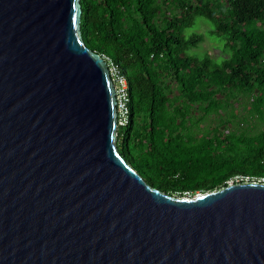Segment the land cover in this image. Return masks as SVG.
<instances>
[{
	"label": "water",
	"instance_id": "water-1",
	"mask_svg": "<svg viewBox=\"0 0 264 264\" xmlns=\"http://www.w3.org/2000/svg\"><path fill=\"white\" fill-rule=\"evenodd\" d=\"M80 0H0V264H264V181L176 197L118 153Z\"/></svg>",
	"mask_w": 264,
	"mask_h": 264
},
{
	"label": "trees",
	"instance_id": "trees-1",
	"mask_svg": "<svg viewBox=\"0 0 264 264\" xmlns=\"http://www.w3.org/2000/svg\"><path fill=\"white\" fill-rule=\"evenodd\" d=\"M80 4L84 44L127 78L129 122L115 146L132 169L176 197L264 179V0ZM198 19L225 56L188 53L203 41L187 32Z\"/></svg>",
	"mask_w": 264,
	"mask_h": 264
},
{
	"label": "built area",
	"instance_id": "built-area-1",
	"mask_svg": "<svg viewBox=\"0 0 264 264\" xmlns=\"http://www.w3.org/2000/svg\"><path fill=\"white\" fill-rule=\"evenodd\" d=\"M100 56L106 62L108 75L110 77V80L112 82L113 89H114L115 109H116V130H117L118 128L126 126L129 122L130 95H129L128 82H127L126 76L122 73L121 68L118 65V63H116L114 60H112L107 55L100 54ZM186 195L183 197L185 198L188 197Z\"/></svg>",
	"mask_w": 264,
	"mask_h": 264
},
{
	"label": "rangeland",
	"instance_id": "rangeland-1",
	"mask_svg": "<svg viewBox=\"0 0 264 264\" xmlns=\"http://www.w3.org/2000/svg\"><path fill=\"white\" fill-rule=\"evenodd\" d=\"M212 24L210 22H204L203 20H196L195 25L188 29L187 32L196 31L201 32L203 34V41L200 42L196 47L190 48L188 53L196 54L202 56L204 54H208L213 58L220 59L225 56L226 53L223 52V42L221 37H217L216 35H211ZM244 111L242 106L238 107V111ZM224 129V128H222ZM260 181H264V179H258ZM186 194L183 193V196ZM187 196V195H186Z\"/></svg>",
	"mask_w": 264,
	"mask_h": 264
}]
</instances>
